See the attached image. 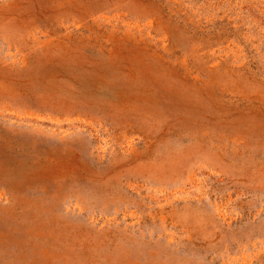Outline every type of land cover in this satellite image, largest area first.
I'll list each match as a JSON object with an SVG mask.
<instances>
[{"label": "rangeland", "instance_id": "rangeland-1", "mask_svg": "<svg viewBox=\"0 0 264 264\" xmlns=\"http://www.w3.org/2000/svg\"><path fill=\"white\" fill-rule=\"evenodd\" d=\"M0 264H264V0H0Z\"/></svg>", "mask_w": 264, "mask_h": 264}]
</instances>
